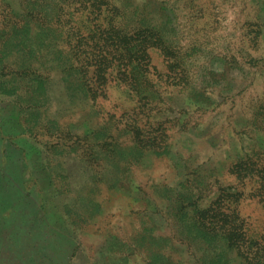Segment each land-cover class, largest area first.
I'll list each match as a JSON object with an SVG mask.
<instances>
[{"label":"rangeland","instance_id":"374dc122","mask_svg":"<svg viewBox=\"0 0 264 264\" xmlns=\"http://www.w3.org/2000/svg\"><path fill=\"white\" fill-rule=\"evenodd\" d=\"M94 55L113 60L100 81ZM84 56L94 100L67 68ZM124 61L142 67L131 86ZM0 167L21 168L43 208L41 251L78 244L73 264H147L117 241L150 224L162 264H196L209 248L181 241L184 207L190 218L236 209L246 236L263 239L264 0H0ZM35 232H0V264L32 256ZM225 255L264 264V249Z\"/></svg>","mask_w":264,"mask_h":264},{"label":"trees","instance_id":"16d2710c","mask_svg":"<svg viewBox=\"0 0 264 264\" xmlns=\"http://www.w3.org/2000/svg\"><path fill=\"white\" fill-rule=\"evenodd\" d=\"M92 11H94V9ZM116 27L118 28L119 26ZM112 28L113 25H109V27L103 31L104 34L108 32L107 35L108 37H110V39L114 38L112 35H110L109 32ZM118 39V41L120 42V38ZM111 42L114 43V39H112ZM93 45L94 48L98 47L99 50H102L104 46V44L100 45L99 43H94ZM116 46L118 48V45ZM112 62V59L104 57L98 58L96 57V55H94L95 69H93V73L98 81L104 79V75H106L108 71L107 69L112 64ZM132 62H129V64H127L126 61H124V63L120 65V76L123 75L125 77V80L127 79L126 83H128L130 86L133 85V83L135 82V76H133L132 69L142 68L139 61L133 62V65ZM69 63V67L67 68L78 71L80 75V77L77 78L78 84H76V86L83 90V92L88 95L89 98L94 100L95 97L102 91H99V86H96L94 84L96 83V80H94L93 77L89 75V67L91 63L88 57L84 56V58L82 59H73V61L70 60ZM78 80L80 81V83ZM102 84L103 83H100V86H102ZM144 147H146V150L147 145H139L140 149H144ZM21 171L22 170L19 167H0V232H13L14 238H16L18 235L28 233L32 230L36 231L35 234L39 235L38 238L29 242V246L32 249V256L24 257L23 264H70L71 259L76 255L78 256L80 254V252L78 251V244H76L74 248L70 250V253L68 255H63L61 257H56L54 255L50 256L46 252L41 251L40 244L43 241V236L47 235V233L44 232V234H42L41 232L45 231L42 213L43 208L41 204L37 205V201H30L28 199L32 190H28L24 187V180L22 178L23 176L21 174ZM103 174L101 175L102 179L107 181L112 188L120 187L119 184L116 183L118 181L115 178H106ZM80 199H86V197L81 196ZM8 201L12 202L13 204L11 203L12 205H10ZM3 202H6L4 208L1 207V204ZM16 203L22 205L18 207L20 209V215L18 214V216L16 215V212L19 209L15 206ZM190 204L192 203L188 202L187 206H189ZM89 205L90 207H93V209L96 210L97 206L95 207L96 204H94L91 199L89 200ZM185 208L186 207L182 208L177 213L174 212L173 214V217L175 216L176 223L180 224L181 226V231H179L181 241H187L188 244H192V242H196L197 244L202 243L205 248H209L210 252H208L203 257H196V264H223L226 260L225 252L233 249H235L237 252H239L243 248H245V250L247 251H249L250 249H255L259 252L263 251L264 236L263 239L262 237L259 239L246 236V233L243 230L242 220L239 218L236 209H230L227 207V209L224 210V207L221 205L219 208H212L210 212L207 213H204V210L199 211V214L196 215V218H190L187 217L189 210ZM5 209L9 215L6 220H3V211ZM192 210L195 211L194 209ZM68 220L69 219H67L66 224L73 227L75 223L73 221L71 222ZM27 221L29 223L28 227L25 226V223ZM36 229H41V231H38ZM154 230V225L150 224L147 227L143 226L141 232L137 233L134 237H132V243L124 240H118L117 243L120 245V247H124L125 250L129 252L128 254L133 255L137 252L145 253L147 258V264H162L164 261L163 249L161 247L153 249L149 245L151 243L150 237H152V232ZM72 231L74 232V229H72ZM12 244L15 243H9V247H11ZM120 255L122 256L123 253H121ZM243 258L246 262L249 260V258L246 259L244 256ZM260 263V257L254 258V262H247V264Z\"/></svg>","mask_w":264,"mask_h":264},{"label":"crops","instance_id":"0c3cea01","mask_svg":"<svg viewBox=\"0 0 264 264\" xmlns=\"http://www.w3.org/2000/svg\"><path fill=\"white\" fill-rule=\"evenodd\" d=\"M73 258H74V257H73ZM70 264H73L72 259H71V261H70Z\"/></svg>","mask_w":264,"mask_h":264}]
</instances>
